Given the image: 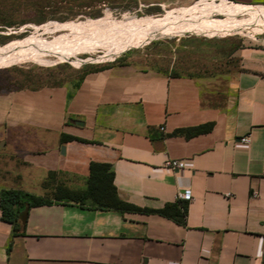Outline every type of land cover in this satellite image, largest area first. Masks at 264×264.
I'll list each match as a JSON object with an SVG mask.
<instances>
[{"label":"crops","instance_id":"crops-1","mask_svg":"<svg viewBox=\"0 0 264 264\" xmlns=\"http://www.w3.org/2000/svg\"><path fill=\"white\" fill-rule=\"evenodd\" d=\"M92 1L126 3V16L167 6ZM221 1L264 11V0ZM248 37L195 73L155 48L71 83H0V191L51 199L15 236L0 212V264H264V36ZM92 164L138 210L66 199L86 191Z\"/></svg>","mask_w":264,"mask_h":264},{"label":"rangeland","instance_id":"rangeland-1","mask_svg":"<svg viewBox=\"0 0 264 264\" xmlns=\"http://www.w3.org/2000/svg\"><path fill=\"white\" fill-rule=\"evenodd\" d=\"M159 1L167 5L165 9L159 7L154 13L132 10L126 16V3L106 1L85 5L93 1L0 0L1 85L71 83L79 79L85 68L125 54L143 56L155 48H161L175 68L195 73L209 67L210 62L223 59L247 36H264V23L260 22L264 11L221 0H192L188 6L178 5L177 0ZM195 4L198 6L192 11L180 14L179 9ZM105 8L112 13H105ZM99 11L100 15L94 16ZM184 19L244 24L239 29L232 26L230 31L191 29L166 34L169 23ZM9 47L12 51L6 53L4 49Z\"/></svg>","mask_w":264,"mask_h":264},{"label":"trees","instance_id":"trees-1","mask_svg":"<svg viewBox=\"0 0 264 264\" xmlns=\"http://www.w3.org/2000/svg\"><path fill=\"white\" fill-rule=\"evenodd\" d=\"M95 67L85 68L79 79L87 71L94 69ZM205 130V128H195L191 130H179L178 132L184 134H194L199 131ZM98 172H95V171ZM68 192V193H67ZM66 199L75 201H85L91 199L94 203L102 207H109L121 210H138L137 207L130 205L122 201L116 192V189L112 183V175L106 172V166L92 164L91 175L88 181V187L85 192L67 191ZM50 198L35 196L29 193H25L19 190H2L0 191V212L2 220L11 223L12 236L17 235L21 229L24 228L27 220L29 209L32 206L50 203ZM170 205L164 206L157 212L169 214ZM185 213L182 208L181 216Z\"/></svg>","mask_w":264,"mask_h":264},{"label":"bare ground","instance_id":"bare-ground-1","mask_svg":"<svg viewBox=\"0 0 264 264\" xmlns=\"http://www.w3.org/2000/svg\"><path fill=\"white\" fill-rule=\"evenodd\" d=\"M256 13V12H255ZM261 19H260V22L261 23H264V13L262 12L261 15H260ZM132 18V17H131ZM127 20V19H125ZM135 21V20H134ZM100 22V21H98ZM126 22V21H125ZM132 23V22H130ZM134 23V22H133ZM198 23V24H197ZM125 24V23H124ZM124 24H122L123 26H125ZM197 24V25H196ZM243 24L244 23H241V22H238V21H223V22H220V21H210V22H207V21H203V20H198V19H194V20H179L177 22H172V23H169L167 25V28L165 29H168L167 33L168 35L170 34H173V33H181L183 31H188V30H191V29H194V30H202V29H210V30H217V29H223V30H229L230 31V28L232 26H237V28H241L243 27ZM118 25V24H117ZM120 25V24H119ZM120 25V26H122ZM131 28V27H130ZM151 29V28H150ZM157 29V28H156ZM150 31V30H149ZM164 31V30H163ZM219 31V30H217ZM146 35V33H145ZM144 35V36H145ZM147 36V35H146ZM134 39V38H133ZM70 40V39H69ZM86 40V39H85ZM88 40V39H87ZM138 40V39H137ZM81 41V40H80ZM91 41H93L91 39ZM133 41V40H132ZM87 43V42H86ZM72 44V43H71ZM81 44V43H80ZM83 44V43H82ZM81 44V45H82ZM128 44V43H127ZM73 45V44H72ZM80 45V46H81ZM84 46V45H83ZM60 46H58L57 48H59ZM76 47V45H75ZM53 48V47H52ZM74 48V47H73ZM54 49V48H53ZM1 50V49H0ZM4 51L7 52H11L12 49L9 47V48H5ZM58 53V52H57ZM56 54V52H55Z\"/></svg>","mask_w":264,"mask_h":264},{"label":"built area","instance_id":"built-area-1","mask_svg":"<svg viewBox=\"0 0 264 264\" xmlns=\"http://www.w3.org/2000/svg\"><path fill=\"white\" fill-rule=\"evenodd\" d=\"M243 142H248V137H243L241 138ZM166 166H168L172 170H178L179 168L183 167V162L181 160H172V161H167ZM178 198L180 200L184 201H190L191 200V192L189 189H185L183 192H180L178 194Z\"/></svg>","mask_w":264,"mask_h":264},{"label":"water","instance_id":"water-1","mask_svg":"<svg viewBox=\"0 0 264 264\" xmlns=\"http://www.w3.org/2000/svg\"><path fill=\"white\" fill-rule=\"evenodd\" d=\"M0 145H2V142L0 143Z\"/></svg>","mask_w":264,"mask_h":264}]
</instances>
